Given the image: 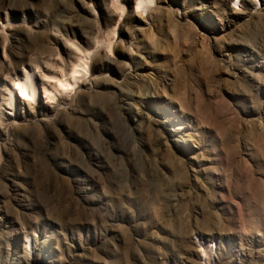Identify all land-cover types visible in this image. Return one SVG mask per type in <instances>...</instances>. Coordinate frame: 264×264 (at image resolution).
Segmentation results:
<instances>
[{
  "label": "rangeland",
  "instance_id": "374dc122",
  "mask_svg": "<svg viewBox=\"0 0 264 264\" xmlns=\"http://www.w3.org/2000/svg\"><path fill=\"white\" fill-rule=\"evenodd\" d=\"M0 264H264V0H0Z\"/></svg>",
  "mask_w": 264,
  "mask_h": 264
},
{
  "label": "bare ground",
  "instance_id": "6f19581e",
  "mask_svg": "<svg viewBox=\"0 0 264 264\" xmlns=\"http://www.w3.org/2000/svg\"><path fill=\"white\" fill-rule=\"evenodd\" d=\"M118 1L119 0H116L117 3ZM155 2L156 0H136V9L141 13H148L153 7H155ZM119 8L122 9V7ZM77 49L80 51L79 48ZM94 52L95 51L92 50H85L84 52L81 51L79 53L75 52L79 57L77 55L74 57V61L72 60L69 70L64 68L62 69V72L60 71V75L51 76L49 77V80L42 83L41 87L44 98L54 102L55 100H58L60 94L75 91L80 87L79 85L84 83L90 74L89 64ZM34 76L33 73H29L25 69H23L22 74L16 73L14 75L12 87L8 89L9 108L14 107V101L17 99L33 104L41 99ZM203 254L204 257H207L205 249H203Z\"/></svg>",
  "mask_w": 264,
  "mask_h": 264
}]
</instances>
